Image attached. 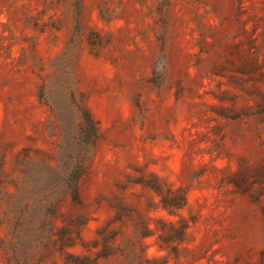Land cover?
I'll list each match as a JSON object with an SVG mask.
<instances>
[{
  "label": "rangeland",
  "instance_id": "obj_1",
  "mask_svg": "<svg viewBox=\"0 0 264 264\" xmlns=\"http://www.w3.org/2000/svg\"><path fill=\"white\" fill-rule=\"evenodd\" d=\"M0 264H264V0H0Z\"/></svg>",
  "mask_w": 264,
  "mask_h": 264
}]
</instances>
